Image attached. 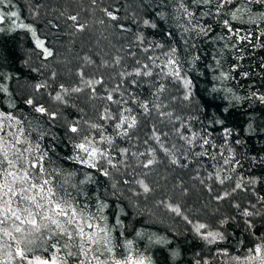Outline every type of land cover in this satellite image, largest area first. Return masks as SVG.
I'll list each match as a JSON object with an SVG mask.
<instances>
[{
	"label": "trees",
	"instance_id": "16d2710c",
	"mask_svg": "<svg viewBox=\"0 0 264 264\" xmlns=\"http://www.w3.org/2000/svg\"><path fill=\"white\" fill-rule=\"evenodd\" d=\"M216 2L197 5L193 0H98L96 6L91 0L0 2V15L5 17L0 22V84L7 88V92L0 91V113L11 114L22 121V124L5 122L7 139L14 142V138L20 136L18 129L22 128L20 139L27 143L18 147H29L36 156L44 154L43 165L51 173L49 179L59 184L68 173H74L70 183H77L78 188L65 187L74 195L79 191L81 202L85 195L89 197V211L96 212L101 202L107 205L102 214L107 217L113 244L120 245L114 249L117 258L121 252L128 254L126 245L131 241V253L149 258L151 264H237L232 259L237 256L241 258L240 264H244L243 257L249 255L247 250L264 237V201L260 199L264 197V102L259 99L264 96V5L255 0H233L217 15ZM102 8L112 11L117 20L108 19ZM185 8L195 15L189 16ZM12 12L17 16L12 17ZM206 12L210 14H202ZM231 12H236L238 18L233 20ZM77 13L80 22L88 25L83 32L75 31L73 22L67 19ZM224 19H228L234 29H239V35L226 31ZM99 20L105 23L100 24ZM145 20L149 21L148 25L144 24ZM22 24L31 26L35 35L20 27ZM121 25L126 30H122ZM197 26L211 30L207 35L198 34V29L192 30ZM139 36L142 42L137 40ZM37 39L54 52L53 57L44 58L42 50L36 47ZM173 47L177 49L175 58L181 79L159 78L165 91L157 93V84L152 78L130 77L139 83L124 85L125 98L132 93L140 103H149V107L162 100L168 107L161 110L171 111L180 121L167 116L161 118L154 108L145 114L138 104L130 103L125 107H131V115L137 117L136 134L131 140L121 139L115 137L111 122L99 120L100 110L107 106L105 101L89 100L87 91L73 94L67 104L52 99L59 84L76 82L75 73L80 67L89 74L96 72L94 65L86 64V57L98 60L103 56L111 60L119 55L123 65L131 69L135 66L133 59L146 63L149 55L159 56L158 62H164L163 53ZM145 48L150 51H143ZM131 53H135V57ZM185 80L191 81L190 88L185 87ZM44 82L48 87L35 91L34 86ZM116 82L118 78L111 80L109 87ZM186 92L190 93L189 100L183 99ZM28 98L57 112L59 118L50 120L36 113L25 103ZM116 107L112 105L113 109ZM77 119L81 125L85 121L104 123L106 134L115 138L118 148L129 147L140 152L156 147L152 141L147 145L143 143L151 135L153 125L170 133L166 144L187 147L174 134V125L183 122L192 133L210 141L211 146L201 149L198 147L201 140L197 139L194 148L196 152L207 150L209 155L198 161L190 156L187 167H178L158 151V163L151 170L137 169V173L149 172L147 177L137 175V178L145 179L153 187L152 193L135 195L134 192L142 191L135 184H118L120 193L113 195L112 182L96 172H91L94 182L78 183L85 180L91 170L69 159L75 156L73 145L79 139L68 133L66 126ZM225 130H230V134ZM229 158L233 159L225 164V159ZM9 159H15L11 151ZM217 173L231 179L221 185L215 179ZM210 175L213 178L210 179ZM123 178L129 177L115 179ZM237 183L241 188L233 192ZM225 192L230 195L225 199L216 198ZM168 203L179 205L182 214L169 211L165 206ZM12 206L17 207L15 200ZM245 209L259 215L245 217L242 214ZM198 224L206 225L199 233ZM7 227L11 230V221ZM209 232L219 233L222 239L217 237L209 243L203 238ZM13 235L20 238L18 233ZM4 244H11L9 250L14 254L15 242L0 233V246ZM44 246L38 241L33 246V254L47 255L43 252ZM107 257L106 253L101 259ZM0 259H4L2 252ZM12 264L25 262L12 261ZM69 264H73L71 259Z\"/></svg>",
	"mask_w": 264,
	"mask_h": 264
},
{
	"label": "snow or ice",
	"instance_id": "6c2138e0",
	"mask_svg": "<svg viewBox=\"0 0 264 264\" xmlns=\"http://www.w3.org/2000/svg\"><path fill=\"white\" fill-rule=\"evenodd\" d=\"M193 2L197 5L213 4V0H193ZM97 3L98 0H91L93 6H96ZM232 3L233 0H217L215 4L216 14H221V10ZM255 3L264 5V0H255ZM181 7H183V3ZM101 11L108 19L117 20V16L108 8H102ZM237 11H240V9H237ZM185 12H188L187 8H185ZM202 14L208 15L210 13ZM10 15L16 17L17 13L12 12ZM188 15L194 16L195 14L188 12ZM231 17L233 20L238 18L236 12H231ZM4 19L5 17L0 15V22ZM67 19L73 22V27L77 32H83L88 27L87 23L80 22L79 13L69 15ZM99 23L104 24L105 21L99 20ZM144 24L148 25L149 21L145 20ZM223 26L232 35H239V29H234L228 19L223 20ZM20 27L26 28L35 35V30L31 26L22 24ZM120 27L122 30H126L123 25ZM152 27H155V25L153 24ZM197 29L198 34L202 33L204 35H207L208 31L211 30L210 27L199 28L198 26L192 30L197 31ZM229 39H231V36H229ZM241 39H247V37H241ZM137 40L142 42V36L137 37ZM36 47L42 50L45 59L54 56V52L45 46L44 41L37 39ZM156 47L162 48L163 45H156ZM143 51L148 52L150 49L145 48ZM176 52L177 49L173 47L168 52L163 53L166 58L164 62H158L160 61L159 56L153 57L151 55L146 57L149 61L146 63H141L139 59H133L135 66L131 69L123 65V58L119 55L112 57L111 60L103 56L98 60L86 57V64L94 65L96 72L89 74L85 72L83 67H80L75 73L76 82L68 85L59 84L58 91L52 99L60 104H67L68 98L73 94L87 91L89 100H101L107 104L100 110L99 120L111 122L116 138L131 140L136 134L135 129L138 126V120L135 115H131L133 109L125 107V105L138 104L145 114L154 108L161 118L167 116L170 120H181L179 116H174L171 111L161 110L168 107L162 100L159 104H153L152 107H149V103H140L132 93H128V98H125L127 89L124 87L125 84L135 86L139 83L136 79L130 80V77L152 78L156 81L157 93H163L165 86L159 83V78L175 77L181 79V71L175 58ZM131 55L135 57V53H131ZM108 69H111V71H107ZM113 73H115V76H113ZM51 75L53 79L56 78L55 72ZM116 78H118V82L109 87V82ZM184 84L186 88L191 87V81L185 80ZM47 87V82L38 83L34 86L37 92ZM0 91L7 92V88L0 84ZM157 98L160 99L159 96ZM183 99L189 100L190 93L186 92ZM259 99L264 102V96L259 97ZM25 103L33 108L36 113L47 116L50 120L59 118L57 112L51 111L36 99L28 98ZM112 105L117 107L113 109ZM6 121H15L16 124H22V121L16 119L13 115L0 113V134H2L0 135V157H2L0 168H3V171L0 172V180L3 181V183H0V202H2L0 204V233L16 244L14 254L13 251L9 250L12 247L11 244L0 246V252L4 256V259H0V264H12V261L25 262V264H69L70 259L73 264H94V262L95 264H146V260L148 264H151L149 258L142 255L134 256L131 253V241H128L126 245L129 250L128 254L125 255L124 252H121L119 258H117L114 249L120 245L113 244L107 217L102 214L107 205L101 202L96 212L89 211L91 205L88 201L90 198L85 195L83 202H81L79 191L74 195L72 191L65 187V185H69L72 189L78 188L77 183H70L74 173H68L59 184L49 179L51 173L43 165L44 154L36 156L31 148L18 147V145L27 143L20 139V136L23 135L22 128L18 129L20 136H16L14 142L10 143L7 139L9 133L5 126ZM161 122L163 123V120ZM174 127V134L183 140L187 147L182 145L177 148L175 144H166L170 133L153 125L150 129L151 135L143 143L147 145L149 141H152L156 147H150L146 151L140 152L132 151L129 147L118 148L115 138L106 134L104 123L85 121L84 125H81L79 119L68 123L66 126L67 132L74 134V138L79 139V142L73 145L75 156L69 157V159L75 160L81 167L91 170L87 174V178L80 180L78 183L82 185L90 181L94 182L91 172H96L112 182L113 195L120 193L118 184H135L142 191L134 192V194L147 196L154 189L145 179L137 178V175L147 177L149 172L137 173V169L151 170L158 163L156 159L158 151L163 152L170 163L178 167H187L190 156L198 161L200 157L209 155L207 150L203 152L194 151V148L197 147V139L201 140L198 145L201 149H204L206 145L211 146L208 139L199 136L198 133H192L187 124L183 122L178 126L174 125ZM225 131L226 134H230V130ZM36 150L39 151V143L36 144ZM9 151L15 159H9ZM25 153L28 155L26 156ZM140 157H145V159L140 160ZM231 159L233 158L225 159L224 163H230ZM25 161H27V166H25ZM121 169H123V172ZM117 176L129 178L117 180L115 179ZM209 178L213 177L210 175ZM215 179L223 185L231 177H221L217 173ZM240 188L241 184L237 183L232 191L234 192ZM229 195V192H225L223 196L217 195L216 198L218 200L225 199ZM260 199L264 201V197ZM14 200L17 203L15 208L12 206ZM97 200H99V196H97ZM160 203H164V201H160ZM165 206L177 215L182 214L179 205L173 206L168 203ZM251 207L255 208V205ZM242 214L245 217L259 215L258 212L248 209H245ZM10 221L13 225L11 230L7 227ZM118 223L119 220L117 219ZM205 227V224H198L196 230L199 233ZM13 233L20 234V238L17 239ZM217 237H220L219 233L209 232L203 238L212 243ZM220 238L222 239V237ZM259 239V243H255L253 247L247 250L249 255L243 257L244 264H264V237ZM38 241L46 245L43 247V252L47 255L33 254V246ZM106 253L108 257L101 259ZM223 254L227 255V253ZM232 259L237 261V264L241 262V258L238 256L232 257Z\"/></svg>",
	"mask_w": 264,
	"mask_h": 264
}]
</instances>
